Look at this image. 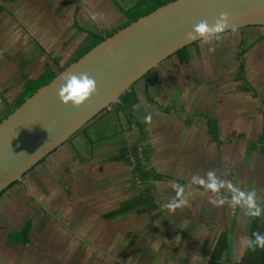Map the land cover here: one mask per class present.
Wrapping results in <instances>:
<instances>
[{
    "label": "rangeland",
    "instance_id": "obj_1",
    "mask_svg": "<svg viewBox=\"0 0 264 264\" xmlns=\"http://www.w3.org/2000/svg\"><path fill=\"white\" fill-rule=\"evenodd\" d=\"M39 1L21 0L14 7L19 15L7 12V17L1 19L0 38L4 41V49L9 52L10 42L17 39L16 42L20 45L18 48L26 49L32 42L33 49L38 51L32 55L33 68L29 70L6 66L8 69L0 75L6 83L11 79L12 82L18 80V84H21L24 72L28 73V77H35L46 66L56 67L52 60L54 57H58L60 64L64 65L82 43L83 35L87 38L85 33L74 31L72 0H43L47 5L49 1V7L45 9ZM61 1L64 7L60 13L56 8L58 9V2ZM116 1L127 8L136 0ZM30 5L34 16L27 21ZM76 19L80 20L77 14ZM82 23L86 27L88 24L92 26L91 22ZM93 23L110 25L105 20ZM27 24L29 32L34 31V26L38 33L34 36L33 33H27ZM260 31L264 34V29L259 27L246 30L254 48L259 47L261 50L256 55L247 50L244 59L245 77L262 92L264 38L262 39ZM6 41L10 42L6 44ZM238 42L239 39H230V45L234 48ZM229 47L228 43L220 44L217 49L211 48V51L203 53L205 61L202 62L205 66H200L195 72L199 74L194 80L196 83L192 79L184 81L191 73L185 69L183 74L180 68L171 64L175 58L172 55L158 64L152 73V82L161 86L160 93L154 91L152 83L147 88L149 90H145V78L141 77L133 84L141 93L142 102L134 105L132 111L138 121L145 123L144 130L150 136V163L158 172L171 176L166 180L155 181L156 196L161 201L162 213L154 218L147 214L133 213L127 218L107 219L105 214L117 207L120 201L132 197L135 194L134 187L138 184L131 178L130 166L105 160L116 152L118 141L91 145L88 135L79 131L70 138V141L73 139L77 142L78 147L75 145L73 149L66 142L52 153L48 161L43 162V170L37 174L35 183L38 194L42 190L47 192L52 199L49 207L58 217L64 215L66 224L59 225V228L52 231L50 237L56 238L44 241L38 238V241H33L36 254L34 261L31 260L28 264H208L218 233L225 227L233 229L230 239L234 259L241 257L249 239L246 234L249 205L243 199L240 203H234L232 196L234 190L245 194L253 192L255 204L264 206V146L258 143L253 150H248L253 141L259 140L261 116L264 114L259 112V106L255 111L258 98L249 92H242V81L234 79L238 74L237 51L240 48ZM226 56H231L233 61L225 62L223 57ZM39 58L42 62L36 65ZM200 58L195 57L196 62L201 61ZM214 58H218L217 64L213 62ZM256 59L258 61L252 65V60ZM255 64L257 69H253ZM6 83L4 87L8 85ZM170 83L174 87H170ZM171 89H175L174 97L169 100L167 97ZM178 90L184 92V101L180 99ZM148 95H153L159 105L153 106ZM177 96L179 99L176 100ZM171 105L177 107L170 112L160 108ZM235 106H238V112L229 113V108ZM186 108L187 113L184 111ZM203 111L215 115L219 120L221 139L224 142L220 149L206 131ZM147 112L151 118H148ZM189 119L192 122H188ZM130 125L132 124L123 118L115 129L123 127L125 139L133 142L138 137V128ZM75 149L82 154L80 159L75 158ZM67 161H71L73 165L68 167ZM209 171L214 173L217 182L220 172L222 173L224 178L221 190L230 196L211 194L207 189L199 190L191 184L180 185L173 179L182 178L193 183L192 178L197 176L207 182ZM40 175L47 176L48 186L44 179H40ZM181 199L184 203L172 211L164 207L169 201L178 202ZM210 200H223V203L214 204ZM40 202H43L41 197ZM37 210L35 220L41 221L42 218L38 217L41 210ZM75 220L77 225L72 228L70 223ZM26 254H32L31 248ZM24 261L25 259L13 264H26ZM0 263L6 264L4 261Z\"/></svg>",
    "mask_w": 264,
    "mask_h": 264
},
{
    "label": "water",
    "instance_id": "obj_2",
    "mask_svg": "<svg viewBox=\"0 0 264 264\" xmlns=\"http://www.w3.org/2000/svg\"><path fill=\"white\" fill-rule=\"evenodd\" d=\"M220 13L224 31L264 25V0H171L119 28L62 68L0 121V193L22 181L54 150L64 145L133 84L179 49L194 25H209ZM195 36V34H194ZM85 73L95 91L81 105L62 103L58 91L66 74Z\"/></svg>",
    "mask_w": 264,
    "mask_h": 264
},
{
    "label": "trees",
    "instance_id": "obj_3",
    "mask_svg": "<svg viewBox=\"0 0 264 264\" xmlns=\"http://www.w3.org/2000/svg\"><path fill=\"white\" fill-rule=\"evenodd\" d=\"M168 1L171 0H136L135 3H133L131 6L127 8L122 7V12L126 17V20L109 31L97 28L88 29L75 20V22L73 23L74 27L77 28L78 32L85 33L87 37L83 45L80 46L78 51L74 54L71 60L68 61V63H65L64 65H59V59L57 57H54V59L52 60L56 64V68L45 67L40 71V73H38L37 76L26 77L24 84H22L19 88L21 90L20 93L13 99L12 102H9L6 97L3 96V103L6 105L7 109L4 111L3 116L0 117V121L4 117H6L10 112H12L15 108H17L22 102H24L29 96H31L38 88L52 80L62 68H64L72 61L78 59L89 49H91L100 41H102L106 36L111 35L119 28L136 20L140 16H143L153 11L154 9ZM250 27H259L261 29H264V25H252L238 29L247 30ZM262 37H264V35H262ZM198 42L199 41H196L188 46L179 49L174 55L178 57L181 63L188 62L191 56L190 48L196 45ZM253 44L254 43L247 42V38L244 35L241 41V50L238 53V74L234 77V79L242 81V92H249L253 97H259L261 99L260 109H262L261 105L263 103V94L260 93V91L256 87L251 85L245 77L244 55L247 50L250 49L251 46H253ZM28 58H31V56H29ZM154 70L155 67L151 69L147 74H145L142 78H145V80L147 81H149L150 79L152 80V73ZM148 100L152 104L159 105L152 95L148 96ZM139 102L140 98L138 91L135 87L132 86L130 90H128L125 94L121 96L118 102L112 104L110 108H105L101 113L94 117L84 128L80 130L88 135V142L91 145L96 143L98 144L99 142L103 144L105 141H118V147L116 152L107 156L105 160H109L112 162H120L124 165L130 166L131 178L133 182L138 184L136 185V187H134L135 194L132 197L120 201L117 207L109 210L105 214V217L109 220L115 219L117 217L127 218L130 215H133V213H135V215L147 214L152 218H154V216L158 214H161V201L156 196L157 190L155 186V181L166 180V178H171V176L167 175L168 173L158 172L157 169L150 163L152 153V148L148 146L150 143V136H148L147 131L144 130L145 123L138 121L137 116L132 111V109H134V105L138 104ZM160 108L162 109V111L165 112H170L172 109L171 106H161ZM148 114V118H151L150 113ZM123 118H126L128 123L138 128V137H136L133 142H129L125 139L123 135V131L125 130L123 129V127L120 130L115 129L119 121H121V119ZM205 119L207 132L210 135L211 139L216 143L217 148L220 149L221 145L224 142L221 139L218 118L216 116L210 114L208 115L206 113ZM113 124L114 126L112 127ZM118 136L119 139H117ZM258 136V142L253 141L252 145H250L248 148L249 151L257 147L258 143L264 146V117L262 131ZM218 178V183L219 185H221L223 183V181H221L223 178L221 172ZM173 179H175V181H177L180 185H184V183H186L191 184V186H193L194 188L198 187L197 189L199 190L205 189L199 183H189L187 180L185 181L182 178L173 177ZM15 183H13L11 186H13ZM208 191L211 192V194L214 193L211 190ZM2 193H0V195ZM215 193L221 196H230V194L222 192L221 186L218 187ZM256 205H259L261 212L259 216L249 215V222L246 230V234L249 239L251 238L253 232L264 233V206L260 203H256ZM155 212H157V214ZM232 231L233 229H228L227 227L220 230L212 248L208 264H264V247L255 248L253 250L252 248L248 247V243L241 257L238 260L234 259L232 255V241L230 239ZM29 240L30 238L28 236V229L24 228L21 233L14 237V240L12 242H22L26 244L29 242Z\"/></svg>",
    "mask_w": 264,
    "mask_h": 264
},
{
    "label": "crops",
    "instance_id": "obj_4",
    "mask_svg": "<svg viewBox=\"0 0 264 264\" xmlns=\"http://www.w3.org/2000/svg\"><path fill=\"white\" fill-rule=\"evenodd\" d=\"M20 1L21 0H0V22L2 21L1 19L4 16L7 17V12H8V14H12V15H16V16L19 15L18 12L16 11V9H14V7L16 5H19ZM39 3L43 6V9H45L46 7L47 8L49 7V1H48V5L45 4L43 0H40ZM58 5L62 6V7L60 8L58 6V9L56 8V10H58L61 13V9L64 7L62 1L58 2ZM72 5H73V23L75 22V20L78 21L76 19V14H77L78 18L80 19L79 20L80 22L78 21L79 24H81L82 21L92 23V26H90L88 24V27H86L85 24L82 23V25L88 29L97 28V29L109 31L112 28L120 25L121 23H123L126 20V17L124 15V13L122 12V6L119 5L116 0H72ZM31 6L32 5H30L29 13H27V21H29V19H32V16H34V11L31 8ZM53 7H54V5H53ZM93 13H95L96 17H97L95 22H98L100 20H105V23H110V25L108 24V26H101L98 23L94 24L93 23L94 21H92L89 18L90 15ZM18 18H17V20H18ZM19 20H22V19H19ZM28 26L29 25L27 24V31H28L27 33H29V34L33 33L32 36H34L36 33H38V30H36L34 26H33L34 31L29 32ZM74 31H75V33L78 32L76 27H75ZM260 32L262 33V35H264L262 31H260ZM79 33H83V32H79ZM244 35L247 38L248 42L251 43L249 40L250 39L249 33H246V30H244V29L241 30L238 28L228 30V31H224L218 40H211L208 42H204L202 40H199V42L196 45H194L190 48L191 56H190V59L188 62L181 63L179 61L178 57L175 55V58L173 59V61H171V64H173L175 67L180 68L183 74H184L185 69L191 73L187 76V79L184 80L185 82H188L189 80L192 79L191 81L193 83H196V81L194 82V80H195V78H197V75L199 76V74L195 73V72L200 69V66H203V67L205 66V63L202 62L203 60L205 61V57H204L203 53L206 52V50H209L211 48L217 49L218 47H220V44H226V43L229 44V46H230L229 48H231V49H236V47H237V48H240V50H241V41H242ZM17 36H18V33L16 34V37ZM83 37H84V39H83L82 43H80L78 48L74 51L71 58L78 51L80 46L83 45L84 40H86L85 35H83ZM232 38L239 39L238 45H236L235 48H234V46L230 45V39H232ZM263 38L264 37H262V39ZM27 40H29V39H27ZM16 41H18V40L15 39V41L13 40L12 42L6 41V44L8 42H10V45L8 47V50H9V52H8L6 49H4V46H3L4 41H2V38H0V75H3V72L5 73V71L8 69L6 66H8V65L12 66L14 69H19L21 67L23 71L29 70L30 68H33V67H31V65L34 61V59L32 58V55H34V53L37 54V52H38L35 49H33L34 48L33 43L31 42L29 45H27L26 49H23L21 47L18 48V46H20V45H18V43ZM212 43H214V44L212 45ZM13 47H15V49ZM31 49H33V50H31ZM40 49L41 48L39 47V50ZM248 50L252 51V53L254 55H256L257 53H260L261 49L259 47L254 48V46H251V48ZM239 51H237V57H238ZM43 52H45V51L43 50ZM4 54L6 55L5 57L3 56ZM9 54H11L10 57H8ZM215 54H219V52L215 53ZM29 56H31V58H28ZM195 57H197V58L201 57L200 58L201 61L196 62ZM71 58H70V60H71ZM223 60L225 62L233 61L231 56L223 57ZM257 61H258L257 59L252 60V65ZM40 62H42L41 58H39V60H37L36 65H38ZM213 62L215 64H217L219 62L218 58H214ZM58 63H59V65H61L60 62H58ZM66 63H68V62H66ZM196 65H197V69H196ZM48 67L56 68V67H53L51 65L46 66V68H48ZM188 67H189V69H188ZM258 67H260V66H258ZM253 69H257L256 64H255V66H253ZM22 74L24 75L23 76L24 80L21 84H18V80L12 82L11 79L8 80V82L6 83V81H3L4 80L3 76H0V117L3 116L4 111L7 109L6 105L3 103L2 97L5 96L9 102H12L13 99L20 93L21 90L19 88L22 84H24L26 77H28V73L24 72ZM180 78H179V80H181ZM152 81L153 80H151V79L149 81L144 80L143 85L145 87V90H149L147 88L152 83V86H154V91L160 93L161 89H159V87L161 88V86L160 85L157 86L156 85L157 83L154 84V82H152ZM182 81H183V79H182ZM4 83H6L8 85L6 87H4L3 86ZM159 83H161L160 80H159ZM172 85L173 84H171L170 87H174ZM174 90L172 91V89H171V91L169 92L170 95L167 97L169 100H172V98L174 97V95H173ZM261 90H262V92L260 91V93L263 94V103L261 105L262 109H260L261 99L259 97H257L258 99H257V103H255V105L257 106L256 110H258V106H259V112L262 115V114H264V87ZM178 91H179L178 93L181 94L180 99H182L184 101L186 99V97L184 96V92L183 91L181 92L180 90H178ZM138 94H139V98H140L141 93H139V91H138ZM148 96H147V98H148ZM177 99H179V96H177L176 100ZM140 101L142 102L141 98H140ZM141 102H139V103H141ZM150 106L153 107V106H158V105L153 104V106L152 105H150ZM165 107H167V106H165ZM174 107H177V106L173 105L172 109H175ZM237 107L238 106H235L234 108L233 107L229 108V113H232V112L237 113L238 112ZM183 109H185V108H183ZM184 111L187 113L188 108H186V110H184ZM191 111H192V109H191ZM203 113H207V112L203 111ZM203 116L205 119V114H203ZM263 117H264V115L261 116V119H262L261 124H263ZM205 121H206V119H205ZM188 122H192V120L189 119ZM218 123H219V120H218ZM205 126H206V122H205ZM261 128H262V125H261ZM206 131H207V129H206ZM219 131H220V123H219ZM85 143H87V142H85ZM64 145H62V146H64ZM68 145H72L73 149L75 147H78L77 142H74L73 139L71 141L70 140L68 141ZM61 147H59V148H61ZM74 154H75L74 156L76 159H80L82 156V154L77 149L74 150ZM51 155H52V153L44 161H46V160L48 161V158ZM88 158H90V157L88 156ZM44 161H42L40 163V165L38 164L34 169H32L29 173H27V175L24 177V179L22 181H18L13 186L6 189L0 195V262L4 261V262H6V264H13V263H18L20 260L25 259V261L23 263L28 264L31 260L34 261V258H35L34 255L36 254V249H35L36 246L32 245L33 241H38V238H41L42 239L41 241H44V239L52 240V239L56 238V236L50 237L52 231L55 230L56 228H59L60 227L59 225H65L66 224L64 221L65 216L60 215L58 217L57 215H55V212L52 211V209L49 207V203L52 202V199H50V197L47 195V192H44V190H42L38 194V191L36 190V183L35 182H36V178L38 177L37 174L39 175V173L42 172L43 166H44L43 165ZM108 161L109 160H107V162ZM67 162H68L67 163L68 167H71L73 165L71 161H67ZM150 162H151V160H150ZM40 176H42V175H40ZM223 178L221 181H223ZM40 179H44L46 181L45 184L48 186L47 176H42V177H40ZM40 197L42 198L43 202H40ZM37 208H38V210H41V212L38 215V217L42 218L41 221L35 220ZM58 219L60 221H58ZM76 221L77 220L70 223V226L72 228H75V226L77 225ZM56 222H58V224ZM24 228L28 229V236L30 238L29 242L26 244H24L22 242H12L14 240V237H16L19 233H21V231ZM29 248H31V251H32L31 255L26 254L29 251ZM24 254H25V256H24Z\"/></svg>",
    "mask_w": 264,
    "mask_h": 264
},
{
    "label": "clouds",
    "instance_id": "obj_5",
    "mask_svg": "<svg viewBox=\"0 0 264 264\" xmlns=\"http://www.w3.org/2000/svg\"><path fill=\"white\" fill-rule=\"evenodd\" d=\"M92 21H96V14L93 13L89 17ZM228 17L225 13H220L219 18L214 23L209 25L206 21H201L194 25L192 30L187 33V39L192 40L195 37H199L202 41L208 42L211 40H218L224 30L228 27ZM195 34V36H194ZM211 51V49H209ZM64 83L61 85L58 91V97L62 103H71L73 106L81 105L96 89L95 81L85 73L73 74L68 73L63 78ZM207 182L204 179L194 176L192 178L193 183H199L207 190L216 192L220 186L217 182L214 173L209 171L207 173ZM179 194V193H178ZM254 193L248 192L247 194L234 190L232 201L234 203H240L243 199L249 205V215L259 216L260 207L256 205L253 200ZM184 200L169 201L164 205L169 211L183 204ZM210 203L219 204L223 203V200H210ZM248 247L255 248L264 247V233L253 232L251 238L248 240Z\"/></svg>",
    "mask_w": 264,
    "mask_h": 264
},
{
    "label": "flooded vegetation",
    "instance_id": "obj_6",
    "mask_svg": "<svg viewBox=\"0 0 264 264\" xmlns=\"http://www.w3.org/2000/svg\"><path fill=\"white\" fill-rule=\"evenodd\" d=\"M203 114H206V113H203ZM64 144H65V143H64ZM56 150H57V149H56ZM54 151H55V150H54ZM54 151H53V152H54ZM53 152H52V153H53Z\"/></svg>",
    "mask_w": 264,
    "mask_h": 264
}]
</instances>
